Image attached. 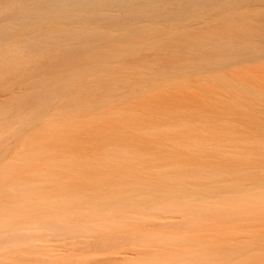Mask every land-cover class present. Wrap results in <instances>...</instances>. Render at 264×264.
<instances>
[{
  "label": "bare ground",
  "instance_id": "bare-ground-1",
  "mask_svg": "<svg viewBox=\"0 0 264 264\" xmlns=\"http://www.w3.org/2000/svg\"><path fill=\"white\" fill-rule=\"evenodd\" d=\"M233 60L264 80V0H0V92L19 88L0 100V264L117 248L139 255L122 264H264L249 227L264 214V90L217 72ZM189 76L231 92L239 151L192 138L188 115L151 112L156 126L128 107ZM117 122L143 127L149 146L167 138L169 154L145 160ZM68 244L78 251L57 248Z\"/></svg>",
  "mask_w": 264,
  "mask_h": 264
},
{
  "label": "rangeland",
  "instance_id": "rangeland-1",
  "mask_svg": "<svg viewBox=\"0 0 264 264\" xmlns=\"http://www.w3.org/2000/svg\"><path fill=\"white\" fill-rule=\"evenodd\" d=\"M160 53H162L161 50L147 51L143 54V58H156ZM233 61L235 63H230L226 65L227 67L225 66L217 72L245 85H249L256 89L264 90V80L251 78L250 76H248L246 72V66L241 60ZM176 84H174V86L158 84L159 86L157 88V91H155L154 93L142 94V97L145 99V105H142L141 108L138 107L137 103L140 101V98L138 97L128 100V107H130V109L136 112L137 117L145 121L152 120V124L156 126L160 125L159 123H162V121H156L155 118L149 116L151 112H159L163 113L164 115L167 114L165 117L166 120L168 118L167 116L172 115V120L176 121L180 119L179 115H188L191 120H197L194 123L187 122L185 126H190V129H193L192 131H188L192 138L198 136L200 140H202L206 135H210L212 137V139H210V142L213 143V146L220 147L223 151H225V154H227V152L231 154V152L239 151L237 144L244 142L245 132L243 129L246 128V123H243L244 118L241 115H238L233 108L226 109V104L229 103L228 100L230 98L231 92L226 91V89H224L219 84L215 85L206 81H198L194 76H189L185 78L184 82L183 80L177 81ZM18 89V87H14L11 90L0 92V100L6 99L12 94L17 93ZM248 106L249 105H247V102H244L242 108L247 109ZM255 107L258 111L257 117L260 118V123L262 124L261 134L264 136V102L255 101ZM172 110L176 112L173 114L170 113V111ZM211 115H213L214 117L217 116V122L208 125L209 123H205L206 121L201 120L203 117H209ZM129 124V126L124 127L122 123L117 122L112 124V126L115 128L114 132L116 131L118 134H124L126 136H131L135 138L136 148L138 152L143 154V156L141 157H144L145 160H154L156 158L155 154H159L161 155V157H165L169 154L167 152V147H169L168 145L171 141H168L167 138L165 139L162 137V139L156 140L157 144L153 143L154 147L152 145L149 146L148 141L151 140L152 143V140L155 139V137L151 136V134L146 133L143 127L141 128L140 126V128H138L139 126H136L135 123ZM165 129L166 128L163 127L164 132L162 133H165L166 137H172L175 135V139L178 143H175L176 141H173V143L175 146H177V148H180L178 147L180 143V135L178 136V134H176V131L178 130L176 129L173 133H169L168 130ZM103 141L104 140H102V142ZM10 143H13V140H10ZM208 145L209 144H207L206 146ZM261 215L262 217L260 219L250 221L249 227L257 228L259 229V231L262 229V232L260 234L264 237V214L261 213ZM252 234L256 235V230L253 229L250 233H242V235L250 237L252 236ZM59 246L61 245H58V250L60 249L61 252H66V248H76L77 245L68 244L67 246L64 245L65 247L63 245L62 247ZM76 250L78 251V246ZM77 251L75 253H77ZM137 254L138 253L132 250L117 248V251L115 252L102 253L96 255L94 258H90L84 263L122 264L125 263L130 257L139 256ZM258 263L261 264V261L259 259Z\"/></svg>",
  "mask_w": 264,
  "mask_h": 264
}]
</instances>
